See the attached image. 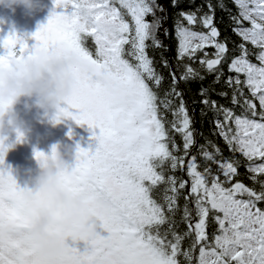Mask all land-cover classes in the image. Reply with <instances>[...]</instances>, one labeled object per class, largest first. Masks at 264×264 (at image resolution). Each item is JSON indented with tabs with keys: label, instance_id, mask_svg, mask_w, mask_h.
<instances>
[{
	"label": "snow or ice",
	"instance_id": "1",
	"mask_svg": "<svg viewBox=\"0 0 264 264\" xmlns=\"http://www.w3.org/2000/svg\"><path fill=\"white\" fill-rule=\"evenodd\" d=\"M234 2L240 19L233 17L238 25L233 31L242 43L240 55L228 66L236 76H229L225 83L234 89V105L240 103L238 97L243 98V111L237 115L231 108L218 106L203 87L201 103L222 115L215 121L219 135L230 152L252 162L247 170L260 184L259 192L235 180L239 161L225 158L211 141V151L200 145L203 164L191 154L196 144L193 121L178 83L204 79L191 62L197 52L209 47L215 49L212 58L204 52L199 64L216 73L214 83H219L223 73L218 69L228 52L227 41L219 40L211 4L209 12L200 16L194 11L178 13L176 60L183 71L179 77L170 71L172 85L163 98L155 89L164 77L148 53L149 47L163 46L157 31L164 17L155 13L165 9L156 0H55L59 11L53 10L48 22L32 34L35 45L30 47L15 32L2 40L7 52L0 55V64L10 65L44 48L78 56L80 83L57 120L71 117L100 129L94 151L79 149L77 169L81 184L92 185L113 200L112 215L104 226L107 235L87 242L88 247L74 252L64 264H181L180 256L186 264H264V209L258 207L264 202V179L257 181L264 175V162L254 163L264 161V0ZM148 15L155 19L148 21ZM241 20L249 21L251 27H243ZM198 24L207 31L194 30ZM87 36L94 40V52L85 46ZM249 42L260 49L259 66L248 59ZM162 63L170 67L167 59ZM242 85L258 99L259 111L253 100L244 97ZM168 111L171 121L165 115ZM173 133L180 135L182 148ZM177 171L189 179L178 177ZM5 184L14 186V178L0 171V187ZM160 186L162 195L157 197ZM181 195L185 201L182 220L187 225L183 234L175 220ZM210 214L218 232L211 238L207 232ZM186 237L192 239L184 248ZM197 249L198 256L194 255Z\"/></svg>",
	"mask_w": 264,
	"mask_h": 264
},
{
	"label": "clouds",
	"instance_id": "2",
	"mask_svg": "<svg viewBox=\"0 0 264 264\" xmlns=\"http://www.w3.org/2000/svg\"><path fill=\"white\" fill-rule=\"evenodd\" d=\"M36 12L44 0H0V8L15 13ZM80 58L44 48L38 53L0 64V171L15 184L0 187V264H64L80 243L104 236L113 200L94 186L80 183V147L54 145L36 150L38 170L21 184L6 164L7 152L26 134L24 110L37 108L56 121L77 87ZM40 153V155H37Z\"/></svg>",
	"mask_w": 264,
	"mask_h": 264
},
{
	"label": "trees",
	"instance_id": "3",
	"mask_svg": "<svg viewBox=\"0 0 264 264\" xmlns=\"http://www.w3.org/2000/svg\"><path fill=\"white\" fill-rule=\"evenodd\" d=\"M175 3L176 6H173ZM156 4L162 6L165 11L160 12L159 10L156 11L155 17H164L162 27L157 31V38L162 41V47H149L148 53L149 56L154 60V67L156 68L157 72L162 74L164 79L162 84L158 89H155L158 92V95L163 98L164 94L171 88L172 85V77L170 75V71H176L177 76L179 77L180 73L183 71L182 68L177 67V60H176V53H177V38L175 33V21L178 18V13L181 11H194L197 12V15H203L204 13L209 12L208 5L211 4L214 8V25L218 28L220 32L219 40L220 41H227L228 52L226 54L225 59L222 61L221 65L219 66L218 71H222L223 75L220 78L219 83H214L216 73H209L207 72L200 64L199 59L204 56V52L209 54L208 58H212V54L215 52L214 48H206L204 52H197L194 61H192V66L196 68L200 75L204 77L203 80L195 79L189 81H180L178 83V90L183 93V99L186 102V106L189 109V113L192 117V128L194 129V135L196 144L191 149V154L197 155L198 161L203 164L204 161L200 157V145H204L209 151L212 150L211 145L208 143L209 141L212 144L217 145L221 150L222 154L225 158H232L239 161V168L238 173L239 175L235 177V180H239L243 182L246 186L253 188L257 192L260 191V184L258 182H254L250 177L252 173H250L247 168L248 165L252 162L246 160L242 155L239 153H232L229 151L228 145L225 143L223 138L219 135V130L216 127V119H222V115L218 114L214 111L211 106H205L201 103L204 99L203 96L200 95L201 88L209 89L207 95L209 100L217 101V105H223L227 108H231L237 115L241 114L243 109L241 105L243 104V98L238 97L240 103L234 105L232 103V95L234 89L229 87L225 81L229 76H236V73L229 72L228 66L231 60L240 55L239 45L242 43L241 37L238 36L233 29L238 27L236 20L240 19V9L234 2V0H156ZM223 5V7H221ZM119 6V5H117ZM253 5L250 4V7ZM122 11H124L122 9ZM152 15H148L146 19L148 21H153L155 19ZM127 19L130 21V16H126ZM260 22L259 20L257 21ZM242 26L245 28L251 27V24L247 20H241ZM165 29L168 30V35H165ZM196 31H207L199 24L195 27ZM151 44V41L148 42ZM85 46L88 47L93 52L95 51V44L92 37L87 36L85 37ZM246 48L248 50V59L250 62L255 63L259 66V61L257 60V55L260 51L258 46H253L250 42L246 43ZM162 59H167L169 62L170 67H164L162 63ZM183 63H189V61L185 60ZM240 79L243 81L245 79L244 75L240 76ZM244 97L253 100V102L257 105V111L260 110L259 101L258 99L252 97L250 90L243 86ZM225 92L227 96H221L218 93ZM173 99L174 104L178 105L179 100L173 97H169ZM163 111V110H162ZM166 118L168 121L173 119L171 115V111L165 113ZM175 136V140L177 144H179L182 148V141L179 134L173 133ZM74 141L76 145L80 148L88 149L90 151H94L96 146L93 145V137L89 136L83 129L77 130L73 134ZM261 161L256 159L254 163L259 164ZM213 169L215 170L216 165H212ZM178 177H182L183 179H189V177L181 171H177L175 173ZM223 179V177H221ZM264 179V175L258 176L257 181ZM163 186H160L155 192L157 197L162 195ZM187 189L184 190L186 193ZM180 205L179 211L175 214L176 229L179 233L183 234L187 231V225L183 222L182 216V208L185 204L183 195H181L179 201ZM192 207V205H189ZM258 207L264 209V202H260ZM164 227H167L165 225ZM209 237H213L214 235L218 234L217 232V225L215 221L209 218L208 229H207ZM191 237H186L183 241V247L187 248L191 242ZM198 256V249L194 254ZM181 264H186L184 261L183 256L179 257Z\"/></svg>",
	"mask_w": 264,
	"mask_h": 264
},
{
	"label": "rangeland",
	"instance_id": "4",
	"mask_svg": "<svg viewBox=\"0 0 264 264\" xmlns=\"http://www.w3.org/2000/svg\"><path fill=\"white\" fill-rule=\"evenodd\" d=\"M53 10L59 11L56 8L55 0L44 4V7L36 12H27L23 7H20L14 15H8L7 12H13L0 8V21L2 24L9 25L5 30L0 29V54L3 53L4 55L7 52L3 47L2 40L10 32H15L27 40L30 34L29 30L24 28L23 32L19 31L18 26L29 23V27L34 28V32H36L41 25L48 22ZM23 15H26L27 18L23 19ZM63 107H67V104H64ZM17 108L21 110L23 119L27 122V132L26 134L18 133L20 137H23V135L24 137L7 152L5 162L15 172V176L21 184L38 170L37 160L34 155L36 150L48 151L54 145H60L65 149L70 146L75 149L77 145L73 134L79 129H83L91 138L95 139L93 140V145L96 147L98 145L96 137L99 135L100 129L93 128L86 122L79 124L71 117H61L59 122H57L53 114L45 115L42 110L37 108H33L30 111L24 110L22 104L17 105ZM70 110L78 111L75 109ZM101 231L103 235H107L106 230L102 229ZM88 246V243L84 241L79 245L81 251Z\"/></svg>",
	"mask_w": 264,
	"mask_h": 264
},
{
	"label": "flooded vegetation",
	"instance_id": "5",
	"mask_svg": "<svg viewBox=\"0 0 264 264\" xmlns=\"http://www.w3.org/2000/svg\"><path fill=\"white\" fill-rule=\"evenodd\" d=\"M52 0H47V1H44V4H47L48 2H51ZM8 13V15H10V14H12V15H14V13H9V12H7ZM27 18V16L26 15H23V19H26ZM9 27V25L7 26V25H5L4 23L2 24V22L0 21V29H7ZM24 28H25V30H29V32H30V34H29V38H27V41H28V39H30L31 37H33V33H35L34 32V28H30L29 27V23H24V24H21L20 26H18V30L19 31H24ZM7 50V49H6ZM0 55H3V53L2 54H0ZM14 173V175H15V172H13Z\"/></svg>",
	"mask_w": 264,
	"mask_h": 264
},
{
	"label": "water",
	"instance_id": "6",
	"mask_svg": "<svg viewBox=\"0 0 264 264\" xmlns=\"http://www.w3.org/2000/svg\"><path fill=\"white\" fill-rule=\"evenodd\" d=\"M44 1H47V0H44ZM27 43L29 44V46H33L37 43V41L35 40L34 37H31L30 39H28Z\"/></svg>",
	"mask_w": 264,
	"mask_h": 264
}]
</instances>
